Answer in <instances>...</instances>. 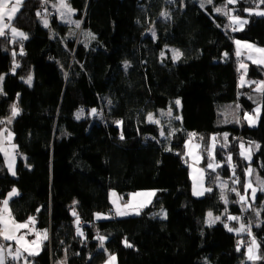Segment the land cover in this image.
Masks as SVG:
<instances>
[{
	"label": "trees",
	"instance_id": "1",
	"mask_svg": "<svg viewBox=\"0 0 264 264\" xmlns=\"http://www.w3.org/2000/svg\"><path fill=\"white\" fill-rule=\"evenodd\" d=\"M223 1L69 0L84 36L62 23L54 6L45 26L37 15L40 0L23 1L12 25L27 38L0 36V129L11 105L20 109L8 123L19 156L15 175L0 152V207L15 188L18 194L9 202L14 218L31 217L36 229L49 230L30 262L49 264L52 254L68 264H103L110 255L118 264H264V191L254 200L258 210L245 203L242 208L231 190L225 203L218 186L195 196L185 157L186 140L195 133L206 162L208 141L220 133L218 170L238 177L244 195L248 163L239 143L257 142L252 164L264 177V92L256 125L231 123L223 114L230 104L243 112L256 105L254 83L239 84L246 58L237 60L235 41L264 48V16L255 14L264 3L228 4L248 16L234 31L229 16L215 11ZM166 45L178 47L182 57L162 56ZM246 72L248 79L264 81L262 64L249 62ZM169 109L163 127L147 118ZM112 189L123 197L156 192L140 213L120 216L112 208ZM242 209L253 219L260 252L255 261L247 259L244 241L237 250L242 233L228 230L245 221ZM110 211L109 217H96ZM208 211L220 220L209 224Z\"/></svg>",
	"mask_w": 264,
	"mask_h": 264
},
{
	"label": "snow or ice",
	"instance_id": "2",
	"mask_svg": "<svg viewBox=\"0 0 264 264\" xmlns=\"http://www.w3.org/2000/svg\"><path fill=\"white\" fill-rule=\"evenodd\" d=\"M211 2H212V0H207V3H211ZM237 2H238V0H228V4H235ZM22 3H23V0H0V36H5L6 35L5 30L9 28V23L5 22V19L7 18V21H12L15 18V15L20 11ZM261 3H264V0H261ZM53 6L59 7V9L61 10L60 15H61L62 19L67 20L69 23H75L76 27L80 26L79 21H71V19H70L71 14L75 10L71 8V6L66 2V0H59V4L53 5ZM202 6H203V3H202ZM215 11L221 12V11H223V9L217 8V9H215ZM244 11L251 14V13H253L254 10L251 8H246V9H244ZM225 14L227 15L228 13H225ZM255 14L264 16V11L256 12ZM37 15H40V14L37 13ZM163 15L166 16L167 13H164ZM228 18L232 22L230 26L239 25L240 29H242L243 26L248 22L246 19H241V17H239L238 15H229ZM43 22H44L45 26L48 25L47 19H44ZM233 30L235 31L238 29L233 27ZM11 32H12L13 36H20L24 39L27 38L25 33L18 31L15 27H11ZM86 35L91 36V33H87ZM152 35L155 36V32H153ZM92 38H94V37H92ZM236 43H237V45L240 44L239 41H237ZM245 48L250 50L249 55H248L249 60H252L253 63L264 65V48H258L252 44H246ZM252 53L259 54V59H253ZM161 55L163 56L164 53L162 52ZM181 55H182V53H180V51L178 49H176V50H173V57L172 58H173V60H178L181 57ZM225 55H227V54H225ZM236 55L237 56L241 55L239 47L237 48ZM13 56H15V53H13ZM125 65L127 66V62H125ZM16 67H19V65L17 64ZM240 68H246V66L243 63H241ZM12 71L15 72V68H13ZM3 78H4L3 76H0V81H2ZM245 82L246 81H245L244 77L241 76V86H243V84ZM26 83L31 85V83H32V76L31 75H29L27 77ZM255 83H256V91L264 92V81L255 82ZM0 92H2V88H0ZM175 103H176V105H179L180 101L177 100ZM237 107H239V106H237ZM19 111H20V109H19L18 105L16 103H13L11 105V117L7 118V123L10 124L12 119L15 118L19 114ZM91 111L93 114H96V109H92ZM255 111H256V113H259V111H260L259 106L257 107V109ZM83 114H84V110L81 109L80 112L77 113V119H79ZM167 115L171 116V109L168 110ZM147 118L150 122L159 123L158 120L153 119L152 113H149ZM244 118L249 122V124L255 123V120L253 119V117L248 115V114H245ZM177 119H179V117H177ZM4 122L5 121L0 120V123H4ZM116 123L120 124L122 122L117 121ZM5 132H7V129L0 131V152H4L5 157L8 159V168L10 171H12V174L15 175V171L13 170V164H14L15 158H14V156L9 157L8 150L3 146L4 140L6 139V140L10 141L12 134H11V132H7V136H5L4 135ZM161 135H164L163 131H161ZM192 135H194V134H192ZM121 139H123L122 134H121ZM11 147L13 149H15V145H12ZM256 147H259V145H256ZM241 148L242 149L244 148L243 144H241ZM241 155H245V153L242 151ZM246 158L251 159L250 152L246 156ZM230 159H231V157H229V160ZM208 167L213 168V165L209 164ZM201 172H202V170H201ZM246 175L247 176L252 175V169L250 167L246 170ZM226 186H227L226 183H223L220 185V187L222 189L225 188ZM248 189H251V198L254 200L257 188L252 187V183L250 180L248 181V183L245 184L246 193H247ZM211 190L212 189L209 188V189H204L203 191H196V189L194 188V195L200 196V195L204 194V191L210 192ZM260 190L264 191V181H261ZM231 191L236 192V189L232 188ZM17 194H18L17 190L15 188H13L12 191L7 194L8 198H6L2 201L3 207H0V236H2L5 240H8V241H16L18 244L23 242L25 245H28L27 247H24V251H28L29 255H34L35 252L32 251V247L33 246L38 247L39 246L38 242L37 241L28 242L25 240L24 236L17 237V235L15 234L19 229H27L29 227V224L28 223H16L14 220L11 219V213H10V210L8 209L9 199L11 197L17 195ZM136 195H141V194H138V193L133 194V196H136ZM143 195L150 197V196L154 195V193H145ZM237 195L240 196V202L242 204L247 202V199H248L247 194L240 195L239 193H237ZM221 199H224L225 203H227L226 197L223 195V192L221 193ZM114 203H115V201H114ZM143 206L144 205H142V204L136 205V206H133L132 204H126V205H124V208L125 209L131 208V209L135 210L138 214L139 208L143 207ZM116 214L120 215V216H124V215H128L129 212L125 211V210H121L120 206L117 205ZM97 215H99V214H97ZM257 215H259V212H257ZM228 219L229 220H240L241 218L238 216H229ZM218 220H220L219 216L213 217L211 212L208 213V221L207 222L209 224H213ZM29 221H32L31 217L29 218ZM225 227H228V226L225 225ZM250 228H251L250 225L246 226L244 223H241L239 228H236V229L229 228L228 230L229 231H235L237 233L248 232V234L251 236ZM77 231L80 235H83V233L80 232L79 228L77 229ZM43 238L47 239L46 232H45ZM99 239L101 241V244H103L105 237H100ZM125 243L127 244V242H125ZM242 243H243V241L238 242V244H237V250L238 251L240 250V245ZM128 246H131V245H128ZM258 248H259V245L256 243V240L253 237L251 240V243L248 245V249H247V253H248L247 259L248 260L255 261L257 259H260L259 256L255 255V250ZM3 252H4V246L0 245V264H5ZM8 254L10 256H12V258L15 260L20 255V249L19 248L16 249V255H13L11 249H9ZM115 259H116L115 256H111L109 258L108 264H111V262L115 261ZM62 264H63V262H62Z\"/></svg>",
	"mask_w": 264,
	"mask_h": 264
},
{
	"label": "rangeland",
	"instance_id": "3",
	"mask_svg": "<svg viewBox=\"0 0 264 264\" xmlns=\"http://www.w3.org/2000/svg\"><path fill=\"white\" fill-rule=\"evenodd\" d=\"M202 1L207 2V0H202ZM57 2L59 3V0H57ZM66 2L70 5L69 0H66ZM212 2H214V0H212ZM71 8L73 9L72 6H71ZM217 8L223 9V11H221V12L228 13L227 14L228 16L229 15H238V14L235 13V11H234V9L232 7H229L228 6V0H226V1L224 0L221 4L217 5L216 6V9ZM256 11L257 12H262L264 10H256ZM55 12H56V9H55ZM74 13H75V11L71 14L70 19H71V21H79L80 22V26L79 27H76V24L75 23H69L67 20H65V19H63V20L68 24V26L71 25L73 28H75L76 33L78 32L80 34L81 33V30H82L81 29L82 21L76 19L75 16H74ZM253 13H255V10L253 11ZM238 16L241 17V19H246L248 21V16H244V15H238ZM41 18H42L43 21H44V19H46L45 17H41ZM47 20H48V25H50L51 24V20H49V18ZM230 25H231V22H230ZM235 27L237 29H240L239 25H235ZM79 30H80V32H79ZM83 31L84 30H82V32ZM6 35L9 36V34H7V33H6ZM83 36H84V32H83ZM176 49H178L180 51V53H182V51L178 47L166 45L164 47V50L162 51L164 53L163 56L170 55L171 57H173V50H176ZM181 57H182V55H181ZM243 64L246 66V63H243ZM241 76L239 78L240 84H241ZM243 77H244L245 81L247 82L248 79H247L246 75H243ZM260 95H261V93H259L258 96H257L256 105L254 107V113H249V112H246L245 113V114H248V115L252 116L253 119L255 120V123H257V120H258V118L260 116L261 109H262V104L260 102V98H261ZM258 106L260 108V111H259V113H256L255 110L257 109ZM78 112H80V110ZM164 114L165 113H162V115H164ZM245 114H243V116H242L241 115V112H239V109L238 108L235 109V107H234L233 109H230V111H228L227 115L225 116V119H226V121L231 122V123H238V121L241 120V116H242V119H245L244 118L245 117ZM162 115H155V114H153V119L154 120H159V119L160 120H163V116ZM171 115H172V111H171ZM254 115H256L257 118ZM159 124L161 125V127L165 126V123H162L161 121H160ZM8 126H9L8 123L7 124H4L1 127L0 131H3L4 129H7V132H11V134H12L11 140L9 141V140H6L5 139L3 146L8 150L9 157L14 156V158H15L14 159V164H13V170L15 171V174H16V167H17V161H18V157L19 156L16 154V149H13L11 147L12 145H15V143H14V139H13L14 138L13 132L12 131H9ZM7 132L4 133L5 136H7ZM163 133H164V131H163ZM216 134L217 133L213 134L210 137L209 141H208L207 149H206V155H207L208 158L206 159V162H204V154H203L202 149H201L202 142L199 139H192V136L191 135L186 140V144H185V148H186L185 155L186 156L185 157H186L187 162H188L187 165L189 167V175H190V179H191L192 192H193V194H194V188L196 189V191H203L204 189H209V188L211 189V187H213V186H218L222 190L223 195L227 198V196H228L227 193H230V189H229L230 186L228 185V182L227 181L228 180L230 181L231 178H232V176H231V174L230 175H225L220 170H218V165L220 164V161L217 160V154L216 153H217V148L219 147V144L222 143L223 139L221 138V143H218V138L216 140V137H215ZM224 138H225V136H224ZM241 144L244 145V148L243 149L241 148ZM256 145H258L257 142L246 143L244 141H241L239 143V152H240V155H241V152L243 151L245 153V155H241V156L248 163L245 166V176H246L245 184L248 183V181L250 180L251 183H252V187L257 188V191L255 193V199H256L257 193L260 190L261 181H264V177L260 176L255 171L254 165L252 164L253 154H254V152L258 148V147H256ZM15 148H16V146H15ZM249 152H250V155H251V159H247L246 158V156L249 154ZM2 154H3L4 158H5L6 164L8 166V159L5 157L4 152H2ZM209 164H212L213 165V168H209L208 167ZM249 167L252 169V175L251 176H247L246 175V170ZM237 168H238V166H237ZM8 170H9V168H8ZM201 170H202V172H201ZM10 173L12 174V171H10ZM210 173H211V175H210ZM208 176H210V179H209V181L211 182L210 185L207 184V179H208L207 177ZM223 183H226L227 186L222 189L220 187V185L223 184ZM245 184H244V187H245ZM155 192H156L155 189H146V190L133 191V192L129 193V195H131V196L128 199L126 197H123L122 195H119V193L117 191H115V190L112 189V190H110V196H111L110 200H111V203H112V208L113 209H116L117 208V205H119L120 208H121V210L128 211L129 212L128 215H133V214H137V212L135 210H133V209H128V210L125 209L124 208V205H126V204L141 205L142 204L144 206L143 207H140L139 210H138V213H140L141 212V208H144V207H146L147 205H149L151 203V201L153 200V197L155 195ZM205 192L206 191H204V194H205ZM137 193L138 194H141V195L133 196V194H137ZM145 193H154V195H152V196L149 197V196L143 195ZM242 193L244 195L247 194L248 199H247V202L246 203L248 204V206L254 207L255 210H258V206H255L254 205V200L255 199L253 200L251 198V189H248L247 190V193H246L245 190L242 191ZM195 196H198V195H195ZM200 196H202V195H200ZM200 196H198V197H200ZM114 201H115V203H114ZM209 212L212 213L213 217L219 216V215H215L212 211H208V213ZM208 213H207V221H208ZM97 214H99V215H97L98 218H106V217H109V216L112 215L111 214V211L110 212H106V213H104V212H98ZM249 218H250L251 221H253V219H252L251 216H249ZM28 233H29L28 236L30 238L31 237H35L36 235L43 238V236L45 234V230H43V231H41V230L40 231H36V234L33 233V232H28ZM247 249H248V247H247ZM255 255H257V256L260 255L259 249H256L255 250ZM111 256H113V255H110L108 258H110Z\"/></svg>",
	"mask_w": 264,
	"mask_h": 264
},
{
	"label": "crops",
	"instance_id": "4",
	"mask_svg": "<svg viewBox=\"0 0 264 264\" xmlns=\"http://www.w3.org/2000/svg\"><path fill=\"white\" fill-rule=\"evenodd\" d=\"M24 1V0H23ZM53 4L54 5H58L59 3L57 2V0H53ZM21 9V8H20ZM55 9H56V13H57V17H58V19L62 22V23H66L62 18H61V15H60V9H59V7H55ZM18 14V13H17ZM16 14V15H17ZM16 15H15V17H16ZM13 21V20H12ZM12 21H7V18L5 19V22H7V23H9V28L8 29H6L5 31H6V33L7 34H9V35H12V32H11V27H14V25H12ZM231 22V21H230ZM232 23V22H231ZM67 24V23H66ZM233 27H235V25H232V28ZM236 28V27H235ZM18 30V29H17ZM18 31H20V30H18ZM22 32V31H21ZM18 37H20V36H18ZM237 41H239L240 42V44L239 45H237ZM235 43H236V52H237V48L239 47V49H240V52H241V56H244L246 59V61L244 62V63H246V68H242L243 70H244V74H241L242 76L243 75H246V77H247V67H248V63L249 62H253L252 60H249L248 59V55H249V52H250V50L249 49H247V48H245V45L246 44H252V45H255L254 43H252V42H250V41H247V40H240V39H238V40H236L235 41ZM256 47H259V48H263V47H260V46H257V45H255ZM252 55H253V59H259V54H257V53H252ZM240 75V76H241ZM240 78V77H239ZM248 79V78H247ZM259 81H262V80H258V81H256V80H250V79H248V84H251V83H254V89H255V92H257V93H262V92H260V91H256V83L255 82H259ZM2 81H0V83H1ZM239 84H240V82H239ZM241 85V84H240ZM237 106H239L238 104H230V105H228V106H226L225 107V109L223 110V114L226 116L227 115V113H228V111H230V109H233L234 107H235V109L236 108H238L239 109V112H241V115L243 116V114H245L246 112H249V113H254V109L253 110H249V111H242V108L239 106V107H237ZM162 113H165L164 115H162ZM167 113H168V111H165V112H161L160 113V115H162V116H165V115H167ZM242 116H241V120L240 121H238V124H242L244 121H246V122H248L246 119H242ZM254 116H256V115H254ZM256 118H257V116H256ZM258 120H259V118H258ZM258 120H257V123H258ZM159 121V123H160V119L158 120ZM158 123V124H159ZM249 123V122H248ZM257 123H254V124H250V125H256ZM160 125V124H159ZM161 126V125H160ZM193 134V133H192ZM197 135V134H196ZM198 136V135H197ZM198 139H199V137H198ZM229 161V160H228ZM230 163H232L231 161H230ZM233 164V163H232ZM8 167V166H7ZM237 170V169H236ZM246 179V178H245ZM245 184V183H244ZM244 190H245V187H244ZM120 195V194H119ZM130 196L131 195H127L126 196V198H130ZM8 198V197H7ZM12 198V197H11ZM10 198V199H11ZM110 198H111V196H110ZM10 199H9V202H10ZM135 204V203H134ZM245 205L246 206H244L245 208H247L248 207V204L247 203H245ZM133 206H136V205H133ZM2 207H3V205H2ZM8 209L10 210V213H11V209H10V203L8 204ZM131 209V208H130ZM115 211H116V209H114ZM128 210V209H127ZM97 217V216H96ZM11 219L12 220H14L16 223H28L29 224V227L27 228V229H19L15 234L17 235V237H19V236H24L25 237V240L26 241H28V242H31V241H37L38 242V244H39V246L38 247H35V246H33L32 247V251H34L35 252V254L34 255H29V252L28 251H24V247H27L28 245H25L23 242H21L20 244H18L16 241H8V240H6V243H5V245H4V242H3V240H5L2 236H0V245H3L4 246V252H3V255H4V260L6 261V257L7 256H10L9 254H8V252H9V249H11V251H12V254L13 255H16V249L17 248H19L20 249V255L18 256V258L17 259H15V260H21V261H23V262H30V261H32L31 260V256H35V255H38L40 252H41V250H42V248H43V242L46 240V239H44V238H42V237H40V236H35L33 239H29L28 238V232H33V233H35L36 234V231H40V230H38V229H36L29 221H27V222H21V221H18L17 219H15L14 218V216L12 215V213H11ZM239 221V220H238ZM240 222H239V226H238V228L240 227ZM45 230V232L47 233V239L49 238V236H50V232H49V230H46V229H44ZM41 231H43V230H41ZM250 243H246V246L248 247V245H249ZM114 256V255H113ZM11 258H12V256H10ZM115 258H116V256H115ZM108 262H109V258L103 263V264H108ZM111 264H118V261H117V258L115 259V261H113V262H111Z\"/></svg>",
	"mask_w": 264,
	"mask_h": 264
},
{
	"label": "built area",
	"instance_id": "5",
	"mask_svg": "<svg viewBox=\"0 0 264 264\" xmlns=\"http://www.w3.org/2000/svg\"><path fill=\"white\" fill-rule=\"evenodd\" d=\"M40 3H41V7H40V16L41 17H45L46 19L49 18V20H51V13L54 11V7H53V4L48 1V0H40ZM23 43V41H22ZM237 60L238 61H243L244 60V56H237ZM194 135H192V139H198V136L193 133ZM216 140L218 138V143H221V134L220 133H217L216 134ZM223 164L225 166H228L229 168H231L232 170H236L237 169V165L235 164H232L230 163L228 160H224ZM223 173V171H221ZM228 180V179H227ZM237 181H239V178L238 177H235V178H231V180L227 181L228 182V185L230 186V190L232 188H235L236 189V202L242 207L244 208L240 202V196L237 195V193H239L238 191V187L236 186V184L238 183ZM240 194V193H239ZM241 195V194H240ZM239 216L244 219L245 221L243 222L246 226L250 225L251 228H250V231H251V234L253 236H250L248 234V232H241L242 233V236H241V241H244L245 244L246 243H251V240L252 238L254 237L255 240H256V233H255V230L253 228V222L250 220L249 216L247 215V213L242 209V212L239 214ZM29 235V234H28ZM244 235H249L247 238L244 237ZM28 238H30L28 236ZM34 237H31L30 239H33ZM4 242V245L6 243V240H3ZM68 264L67 261L64 259V258H54L53 255L51 254L50 256V263L49 264ZM5 264H35L33 262H23L21 260H14L13 258H11L10 256H7L6 257V261H5Z\"/></svg>",
	"mask_w": 264,
	"mask_h": 264
}]
</instances>
